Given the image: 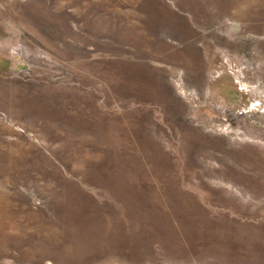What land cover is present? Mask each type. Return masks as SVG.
I'll list each match as a JSON object with an SVG mask.
<instances>
[{"label":"rangeland","instance_id":"1","mask_svg":"<svg viewBox=\"0 0 264 264\" xmlns=\"http://www.w3.org/2000/svg\"><path fill=\"white\" fill-rule=\"evenodd\" d=\"M0 264H264V0H0Z\"/></svg>","mask_w":264,"mask_h":264}]
</instances>
